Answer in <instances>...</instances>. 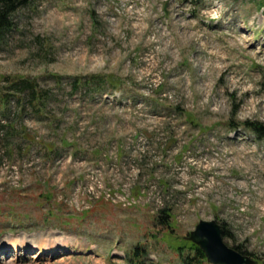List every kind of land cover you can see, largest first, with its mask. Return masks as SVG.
Listing matches in <instances>:
<instances>
[{
	"label": "rangeland",
	"instance_id": "1",
	"mask_svg": "<svg viewBox=\"0 0 264 264\" xmlns=\"http://www.w3.org/2000/svg\"><path fill=\"white\" fill-rule=\"evenodd\" d=\"M13 19L0 264H122L138 241L149 264H178L152 223L164 207L177 238L216 219L264 264V137L242 126L264 124V0H35ZM100 74L118 89L73 83ZM19 78L47 92L44 115Z\"/></svg>",
	"mask_w": 264,
	"mask_h": 264
},
{
	"label": "trees",
	"instance_id": "2",
	"mask_svg": "<svg viewBox=\"0 0 264 264\" xmlns=\"http://www.w3.org/2000/svg\"><path fill=\"white\" fill-rule=\"evenodd\" d=\"M35 0H0V42L3 41L6 36L13 30L14 26V13ZM9 87H12V90H17L19 87H27L30 91L28 94L29 103L31 105L32 110L37 115H44L45 109L48 105L49 98L47 96V92L38 88L36 81H30L25 78L12 79L9 82ZM75 87L89 85L94 83L95 86H108L114 90L118 89L117 86L121 83V80H117L114 75L111 74H100V75H90L89 77H76L74 78ZM21 89V88H20ZM99 92V90L97 91ZM92 94L96 93L94 91ZM10 94L0 93V109H6V105L9 102ZM18 95V99H22ZM186 119L190 124L198 125L199 123L195 120L194 116L190 113H185ZM56 118H49L51 125L55 123ZM242 126L249 130L250 132L261 135L264 137V124L257 121H244ZM65 136V134H64ZM22 137L27 139V141L34 142V138L29 137L25 130L22 132ZM63 143L66 141L63 139ZM44 149L48 154L56 153L57 147L53 143H42ZM136 187V186H135ZM135 194L141 193L139 187H136ZM133 190V188H132ZM50 199L49 195L47 196ZM49 215V214H48ZM173 212L171 209L163 208L160 209L156 215L152 219V223L154 226L162 230L159 233L161 235V240L166 243V247L174 253L176 256V260L178 264H209L206 261V258L203 252L192 242L184 240L183 238H177L174 236L173 229L175 223V217L173 216ZM158 229V230H159ZM156 233H158L156 231ZM223 236H229L227 229L224 227ZM149 238H156L155 235L147 236ZM235 250L242 254H246V252L241 248V246H232ZM152 249L146 243V241H138L130 248H128L125 252L124 262L122 264H149L150 263V254Z\"/></svg>",
	"mask_w": 264,
	"mask_h": 264
},
{
	"label": "water",
	"instance_id": "3",
	"mask_svg": "<svg viewBox=\"0 0 264 264\" xmlns=\"http://www.w3.org/2000/svg\"><path fill=\"white\" fill-rule=\"evenodd\" d=\"M223 233V226L216 219L199 220L184 239L197 245L210 264H256L251 256L228 246Z\"/></svg>",
	"mask_w": 264,
	"mask_h": 264
},
{
	"label": "bare ground",
	"instance_id": "4",
	"mask_svg": "<svg viewBox=\"0 0 264 264\" xmlns=\"http://www.w3.org/2000/svg\"><path fill=\"white\" fill-rule=\"evenodd\" d=\"M20 246L19 245H14L11 248L18 249ZM53 251V250H52Z\"/></svg>",
	"mask_w": 264,
	"mask_h": 264
}]
</instances>
